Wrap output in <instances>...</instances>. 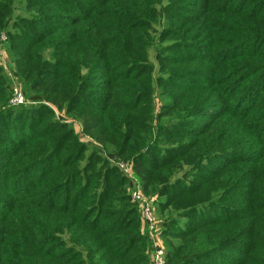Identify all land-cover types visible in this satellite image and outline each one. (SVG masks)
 Returning <instances> with one entry per match:
<instances>
[{"label":"trees","instance_id":"1","mask_svg":"<svg viewBox=\"0 0 264 264\" xmlns=\"http://www.w3.org/2000/svg\"><path fill=\"white\" fill-rule=\"evenodd\" d=\"M3 34L40 114L27 133L3 123L12 89L0 80V264H149L138 207L116 206L128 199L116 195L121 181L97 179L99 160L66 124L45 119L54 109L44 101L95 113L91 128L110 151L104 178L115 172L107 157H127L149 172L143 191L165 197L163 208L203 206L182 231L165 220L167 264H225L220 251L231 264H264V0H0ZM86 89L100 104L83 101ZM13 130L21 142L7 138ZM180 171L203 179L179 189ZM215 192L242 214L216 217L206 206ZM141 247L143 256L132 252Z\"/></svg>","mask_w":264,"mask_h":264},{"label":"rangeland","instance_id":"2","mask_svg":"<svg viewBox=\"0 0 264 264\" xmlns=\"http://www.w3.org/2000/svg\"><path fill=\"white\" fill-rule=\"evenodd\" d=\"M4 37L0 39V80L3 81L4 83L8 82L11 85V89L13 90L14 88H19L22 90L21 87V83H20V78L19 76H17V67L18 65L14 62H12L10 60V58L8 57V53L7 50L5 51L4 46H7V42L6 34H3ZM6 48V47H5ZM154 52V51H153ZM152 52L151 54V60L154 63L155 57H154V53ZM20 71V69H19ZM99 78V79H98ZM96 79H98V81H100V84H103L104 82V78L103 75L97 77ZM199 81H202L201 78H199ZM12 92L11 91V96H12ZM91 94V89H86L85 93H84V97H83V101H89L93 104H100L99 100L94 97V96H90ZM104 94V89L103 87H99V89L97 90V95L96 96H100ZM26 103L23 105H18V106H12L9 100V109H6L5 113H4V121L3 123L6 121L7 124L11 123V127L14 128L16 130L17 133L21 132H26L27 130H31V126L37 124V120H38V116L40 114V103L39 102H31L29 99H25ZM165 101L164 97H162L159 92L158 94H156V108H155V112L160 111L161 106H162V102ZM46 101L43 102V104H46L48 106H53L52 109H54V113L51 116H45V119L48 120H55L57 122H63L64 124H66L69 129L73 130L76 137L74 142L79 143L80 145L82 144L84 146V155H92L95 156V159L99 160V165H97L96 167V171H100L97 179H100L102 181L112 178L113 177V181L114 183L117 181H121L122 185L120 186V190L119 192L117 191L116 195L119 196L121 194H123L125 192L126 197L128 198L126 201H123L122 203H116V206H118L119 208L123 209V206H127L124 207V209L126 208H130L129 206H134V207H138L137 212L135 213L137 215V221L139 222V224H141V231L143 232V237H144V242L142 243L141 246H148L149 244V248L151 250L150 254H149V264H152V252H153V241L151 239V237L153 236L150 233L148 224H146L144 217L142 215L141 212V208L139 206V204L137 202H135V200L132 198L131 192L133 190V187L136 185V187H140L141 190L143 191V187H142V178L147 177L149 175V172L144 168V166L142 165H138V168H135V163L136 161L131 160L129 158H125V157H121V156H117V155H113V157H107L109 159V164L110 167H115V172H111L110 175H106V178H104V172L105 169L109 167V165H107L106 168L101 169V163H104V158H106V156H110V151L106 146L104 145V143L101 140H97L95 137H99L102 136V130L99 129L97 126L95 128H91L93 125L96 124L97 121V117L95 115V113L91 110H85L83 108H77V109H73V111L70 114H66L64 111H59L58 109L54 108V105L49 104L48 102L45 103ZM71 108V107H70ZM11 109L12 112L11 113ZM8 110V112H7ZM91 114L92 117H90L89 115ZM152 124V122H151ZM0 128L2 129V132L4 130H6L4 128V124H2L0 122ZM14 130L10 133H7V138L11 140L12 143L16 144L18 142H21L23 137L20 139H17V135L13 133ZM19 140V141H18ZM73 140V139H71ZM79 145V146H80ZM112 147V146H111ZM115 152V151H114ZM116 154V153H115ZM139 162H141L140 160H138ZM217 161L211 160L209 162H205L204 164V169L201 170L200 172L203 174V176L206 178L207 176H209L210 174L215 172V165L218 164L216 163ZM221 163V162H220ZM42 166H38L37 169L35 171H33V174H37V171L39 172ZM2 171V167L0 169ZM182 171H180L179 173H177V177L178 180L179 178L182 180L183 178L186 179V183L184 185H180L179 189H186L187 187H191L192 185H199V183H197V181H202L203 178H200L198 175L197 171H192L187 173L184 175V173H181ZM1 173V172H0ZM176 174V173H175ZM29 176V175H27ZM194 177L196 180V183L194 181V179L192 178ZM22 178V177H21ZM20 178V180H21ZM124 180V182H123ZM177 180V179H176ZM194 181V183H193ZM10 183H12L10 189L13 186V182L12 180L10 181ZM113 183V184H114ZM21 186L19 187V191H21ZM105 188V186L102 183H98L97 184V190H103ZM8 190V189H6ZM7 192V191H5ZM2 194H4V192H1L0 196L2 197ZM143 194L145 195V197L148 200H153V214L155 217V220L157 221V225L159 226V229L161 231L164 232V224H165V220H169V218L173 217V219H171V221H173L172 223H169L170 227L175 230L176 232L182 231L185 228L196 224L197 222L201 221V216H203V214H200L202 212V210L200 208H202L203 206L197 207V209H193V206H190L193 203V199L190 200H177V202L175 203L178 206L177 211H174L171 208H163L162 206H160V200H165V197H160L158 195H152V194H148L145 193L143 191ZM221 196V192H215V196L213 199H211L210 202L207 203L206 206H208L211 210H213L216 214V217L218 218H223L225 216H237L242 214V205L240 204V202H236L235 200H230V201H225V202H221L220 201V197ZM231 198H233L235 195L232 194L230 195ZM213 197V196H212ZM213 204V205H211ZM136 205V206H135ZM138 205V206H137ZM113 219L107 220V221H103L102 224H107L108 222H111ZM166 225V224H165ZM117 227L119 226L116 225ZM140 227V225H139ZM148 235L150 240H147L145 235ZM162 236L164 237V234H161V236L159 235V240H162ZM148 238V237H147ZM178 242V241H177ZM125 243V242H124ZM160 245L163 244L162 241L158 242ZM126 244V243H125ZM163 246V245H162ZM145 247H141L139 249H133V253L138 254L139 256L143 254H145ZM152 247V249H151ZM225 251H220L218 253V257L220 259H223L225 262V264H231V260H229L228 257L225 256ZM230 254H232L233 256L238 257L239 254L236 252H231ZM229 256V255H228ZM208 260V262L206 261ZM211 260V261H209ZM198 264H223L222 260H217V259H211V258H207L204 257L202 259L199 260Z\"/></svg>","mask_w":264,"mask_h":264},{"label":"built area","instance_id":"3","mask_svg":"<svg viewBox=\"0 0 264 264\" xmlns=\"http://www.w3.org/2000/svg\"><path fill=\"white\" fill-rule=\"evenodd\" d=\"M12 91L10 99L12 106L23 105L26 103V98L21 89L14 88ZM131 195L135 202L139 204L144 220L146 224H148L150 233L153 235L151 237L154 244L151 257L152 264H167V251L158 243L160 242L159 235L161 236V231L153 214V200H148L143 194L141 188L136 187V185L133 187Z\"/></svg>","mask_w":264,"mask_h":264},{"label":"crops","instance_id":"4","mask_svg":"<svg viewBox=\"0 0 264 264\" xmlns=\"http://www.w3.org/2000/svg\"><path fill=\"white\" fill-rule=\"evenodd\" d=\"M160 241H162V240H160Z\"/></svg>","mask_w":264,"mask_h":264}]
</instances>
